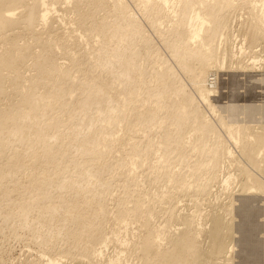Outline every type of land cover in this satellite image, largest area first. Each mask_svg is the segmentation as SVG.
Returning a JSON list of instances; mask_svg holds the SVG:
<instances>
[{"label":"bare ground","instance_id":"bare-ground-1","mask_svg":"<svg viewBox=\"0 0 264 264\" xmlns=\"http://www.w3.org/2000/svg\"><path fill=\"white\" fill-rule=\"evenodd\" d=\"M134 1L0 0V236L45 264H231L230 189L264 193V128L216 118L206 75L217 40L229 61L264 47V0L250 20L245 0Z\"/></svg>","mask_w":264,"mask_h":264},{"label":"rangeland","instance_id":"rangeland-1","mask_svg":"<svg viewBox=\"0 0 264 264\" xmlns=\"http://www.w3.org/2000/svg\"><path fill=\"white\" fill-rule=\"evenodd\" d=\"M136 1L131 2V4L134 6L135 9V10L133 9L131 12L133 13L138 9L137 10L138 15L141 14L143 15V11H141L142 13H139L140 1L139 0ZM262 1L263 0H245L246 5L237 6L234 12H236L237 15H239V17H242L244 20L247 19L250 20L249 10L245 8H241V6H247L249 8H252L254 5L263 10V8L261 7ZM231 6L232 4H230L229 6L230 10H231ZM260 9L259 11H261ZM190 12L191 11L188 12V15L191 14ZM98 16L105 17L106 15L103 10H99ZM59 23L61 26L57 27L59 26L57 25ZM59 23L56 24L53 23V25L55 24L54 27L60 28V30L63 31L65 29L67 31L69 30L71 31V29H74L76 33H79V31L76 30L77 24H74V22L69 21V19L63 21L62 23L59 21ZM148 27L149 28H147V25L146 27H144V32L147 33L148 35H153L154 30L150 26ZM24 39L27 40L26 37L20 38L18 40L19 43L20 44L24 43L25 41ZM99 39L100 36L92 37L93 41H98ZM261 41L264 42V40ZM3 44L4 43H2L1 45V40H0V46H3ZM83 45L87 50H90L92 46L91 44H86V43ZM35 47H34L35 51L38 52L39 49H36ZM206 47L210 48L209 45H206ZM1 48L2 47H0V49ZM155 48L156 47L154 45H151L148 51L150 52ZM213 50L216 53V55L212 57V60L216 61L217 72L216 74L210 72L206 76H208V79L213 80L215 82L216 92L215 93L212 92L210 94V98H209L210 106L206 108L209 110L212 107L216 118H220L227 124V126H231L235 129L264 128V66H263L264 47L252 45V47H248L246 49L245 55H239V59L236 61H229L224 59L225 56L223 55L222 46L218 40L216 43L214 42V44L212 45V51ZM58 51H60V53L57 54V58H59L58 61L66 62L67 59L61 53V49H58ZM165 52H166L165 48L162 47L158 55H155L154 57L156 59L160 57L158 59L160 60L162 59L161 56L163 54L166 55ZM160 53L161 56L159 55ZM254 61H258V63L253 65L252 62ZM248 62L252 64V67L251 66L249 67V65L248 67L245 66L246 63ZM1 71L2 74L4 75L7 74L6 72L3 73L4 71H6L5 68H1ZM32 73H34L32 70H30L29 72L26 71L27 75L29 74L32 75ZM81 73L82 72H78V74L77 73L76 74L77 76H80ZM83 74L84 73H82L81 75L83 76ZM82 76L80 77L82 78ZM6 81H7V77H6ZM187 82L189 86H191L197 83V80L193 77H188ZM4 83H6L8 86L7 85L5 86ZM4 83H3L4 84L3 86H5L4 90L7 89L6 90L7 92L11 90L12 87L10 88L9 80L8 83L5 82L4 80ZM1 98L2 100L7 99L6 101L11 103L12 100L15 99L14 97L10 99L11 98L10 96H9V100L8 97H4V98L1 97ZM2 100H0V104L2 103L3 105L0 106L4 108L6 107L8 102L6 101L1 102ZM14 101L17 102L16 100H13V102ZM66 117L67 115L66 116L63 115L61 119L65 121L67 119ZM118 133L120 134L121 132L119 131ZM67 164L68 163H66L65 165ZM118 180L120 182L119 178ZM138 180H140V176L138 177ZM119 182H117L116 185L114 184L112 187L116 188ZM110 189L112 190V192L114 191L112 188ZM211 189L212 191L208 194L209 198L213 192L221 191V186L220 184L219 185L217 184L215 185V187H212ZM109 190L108 192L111 193V190L110 191ZM169 190L170 188L168 189V191ZM253 190L254 189H252L249 192H245V191L243 192L240 189L239 183H237V181L234 182V185L232 184L230 189V191L233 193L232 194L233 204L231 207L232 208L231 218L229 221V225L233 236H231V239L228 240V243H230L231 241L230 244L231 247H233V251L231 252L230 255L231 264H264V193ZM221 194L222 197L226 198V196L223 195V191H221ZM198 208L207 209L208 206L206 203L204 204L199 203ZM22 235H20L19 238L10 237L8 239L7 238L4 239L3 236H0V250L2 248L3 249L5 248L4 250L5 252L0 251V257L2 258L4 256L3 257L4 263L6 262L5 264H37V263L45 264L44 263L45 261L40 260L41 250L36 246H34L32 244L33 242L30 243L31 241H29L28 237L27 239L25 238L27 236L25 235V231L22 232ZM1 252L3 253V256ZM1 258H0V264H4L2 263ZM191 263H193V261L189 259L188 264Z\"/></svg>","mask_w":264,"mask_h":264}]
</instances>
